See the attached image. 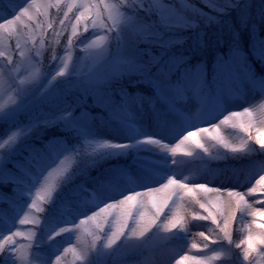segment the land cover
I'll return each mask as SVG.
<instances>
[{"label":"trees","instance_id":"obj_1","mask_svg":"<svg viewBox=\"0 0 264 264\" xmlns=\"http://www.w3.org/2000/svg\"><path fill=\"white\" fill-rule=\"evenodd\" d=\"M51 2L55 4V0H36L37 7L43 3ZM74 2L77 7H74L71 12L68 13V19H65L63 13L67 11V4ZM83 0H61V7L57 9L55 6L47 9V15H43L45 9L39 8L40 14L36 16L35 20L29 22L24 20V26L18 35H13L11 38L4 36L0 38V51L5 52L4 57H0V104L9 106L13 101H18L19 97L16 95L17 86L21 87L20 81L23 79L27 83L32 84L35 81H40L38 86L27 95L26 99L39 97L41 90L48 85V90H52L55 85L69 84L73 85V90L67 95L61 94L48 98L47 102L39 103L33 102L26 106L24 111L21 112L18 119L15 122H9L8 124H0V137H6L10 130H13L17 126L31 128V131L24 136L16 144L14 150L10 153L7 148L3 150L2 169H0V180L5 183L0 184V199L5 203H0V209L8 208L9 204L13 201H18L24 205L23 211L19 213V216L15 219V227L12 231H19L21 236L17 237V259L16 264H38L37 261L31 260V249L26 246L29 241L27 234L30 230L36 231L38 235L41 234V228L32 224L33 218H39L44 221L48 215L49 210H56L59 212L62 208L67 206L71 207L74 211L77 209V205H83L80 201L82 196H89L87 191H80L75 197L70 196L71 188L78 183V181L84 177L93 176L94 174H101L102 171L108 169H130V160L136 151V147L127 150V154L123 156H115L109 159L98 161L95 166H89V155H95L97 150L109 151L107 149L99 148L105 138H107L108 132L125 133L124 129L109 120V114L103 112L100 107H93L92 95L83 91L86 82L95 77L96 73L106 66L109 61L119 58H127L129 55V49L126 46V41L135 37V32L140 30L145 25H149L152 21L158 20V5L154 4V0H89L91 4L97 5L99 16L89 15L86 22H81L77 25L76 35H72V23H75V15L78 14V6ZM18 7H23L25 4L23 0H15ZM165 3L172 5L169 12L172 14L173 19L178 14L187 15L195 22V27L180 31L176 33V36L182 38L181 43H177L172 49L171 53L180 54L183 53L189 57L188 63L190 65H201L206 69V76L209 83V89L220 88L219 83L226 78L223 76L221 79L214 80L213 72L214 66L217 63L218 56H226L228 52V46L232 42L233 34L236 33L240 46L247 51L249 48L250 40L249 29L241 27L238 16L241 13V9H235L228 15H219L216 12L211 11L209 7V0H165ZM214 4L223 5L224 0H213ZM240 3L244 5L243 12L248 18L249 27L255 26L258 34L264 37V0H240ZM105 5H115L114 9H111L113 16H109V10ZM4 5H0L2 9ZM17 7V10H18ZM203 12L205 15L201 17L197 13ZM119 13V15H117ZM211 16L213 19L208 20ZM5 18H11V14H5ZM131 19L136 23V29H129L124 21ZM65 19V24L60 25L59 21ZM95 19L96 24L93 27L92 21ZM115 20V23H114ZM2 22V21H0ZM41 24L43 28V46L40 45L41 28L37 27V24ZM47 23H52V28H47ZM87 23L88 31L84 30V24ZM125 29L123 32L120 29ZM118 34L123 38L124 43L117 47ZM168 36V33H165ZM201 36L203 37L201 39ZM69 37H71L73 44L67 43ZM20 43L21 50L26 52L27 58L22 60L19 56V50L16 49V44ZM147 44H138L137 53L140 49L147 48ZM39 49L41 56L39 59L35 57L36 50ZM152 52L155 55H159L160 49L153 47ZM170 53V54H171ZM55 54L59 59V62L52 61L51 57ZM12 56V61L9 62L7 56ZM65 59L68 61L69 71L75 70L77 75L65 77H57L49 85V81L55 75V72L63 66ZM143 59H147L145 56ZM85 73L86 80L81 75ZM88 75V76H87ZM250 77H255L257 80L260 77H264V64L256 61H251ZM139 77L135 74H127L122 77H118L113 80L108 87L101 85L102 91H111L116 93L118 89L124 88L129 94H136L137 92L150 96L152 95V89L145 84H135ZM76 85H79L76 87ZM35 91L36 94H33ZM181 91L170 99H177ZM83 97V98H81ZM25 99V100H26ZM113 99L118 101L120 99L118 94L113 95ZM184 100L175 103H183ZM80 104L93 113V115H99L100 119L93 123L94 137H89L86 141L74 136L73 134L66 132L60 125L55 123L45 126L43 120L45 117L54 116L56 113L62 111L67 105ZM170 103L156 104L157 112H151L149 114H142L145 111V107H149L147 104L143 106V109H132V121L139 124L142 128L146 126L148 120L154 124L161 126L172 109L169 107ZM253 115L257 119V123L260 126L261 131L264 130V99L252 108ZM79 113V108L77 109ZM248 115H242L241 120L244 125L248 126V131L245 132L243 141H247L252 145L256 151L252 152H232L228 151L225 156L226 160L217 162L215 156L210 154L211 161L210 172L215 174L218 169H224L226 163H232L235 165L236 176L233 188L230 190H236L246 192L249 187L255 183V179L260 174H264V150H260V146L255 143V137L259 136L260 139H264V133H257L252 131V117ZM131 121V122H132ZM234 124L238 126L239 122L237 117L229 116L226 121V126ZM123 131V132H122ZM251 137V138H250ZM54 138H59L69 145L76 144L80 148V152L83 153L77 163L73 156L69 153H65L60 157L63 163L58 160L55 164L45 169V171L37 178L35 168L29 169L25 164V161L29 157L32 149H42L49 141H53ZM96 142L97 145L92 147L90 142ZM116 142L110 143H129L121 142L120 139ZM108 142V141H107ZM239 145H233V147H240ZM194 159L199 157L197 148L191 151ZM10 159V162H9ZM256 161L257 167H259L260 173L255 174L254 178L248 179L250 174L252 162ZM25 165V169L30 171L31 175H24L21 170L14 167V165ZM57 169L61 173H67L74 178L66 185H60L58 183L57 190L52 193V201L44 198V193L41 191L44 178L48 176V173L52 169ZM55 175V173H54ZM34 181H38L33 183ZM107 183V182H105ZM22 184L24 187H17ZM96 185L94 184L92 189ZM30 189V193L27 191ZM108 190L113 193H119L121 190L113 184L108 185ZM24 191V199L20 198V193ZM227 192L223 195L224 199H227ZM118 195V199H122V196ZM123 195L128 193L123 192ZM29 196L31 198H29ZM204 197V193H201V199ZM208 200L214 199V194H208ZM33 200L36 201L37 207L44 209V211L38 212L36 208H29ZM246 200L251 205L250 209L241 214L237 212L235 219L229 221V232L231 236V243L228 239L220 234L215 225L211 224V221H202L193 219V213L190 215L189 222L186 224V228L189 230L187 236L181 233L180 236H172L171 233H159L156 235V230L147 234V246L140 243L138 247H131L130 242L118 241L117 247L112 250H103L95 255L90 256L91 264H176V261L181 256H187L182 264H194L191 257L200 256L205 258L207 264H264V245L256 244L249 252L248 260H244L243 250L247 247V243L240 244L242 240L247 239L249 233L254 237H257L260 232H264V188H259L258 191L247 196ZM112 200H106L108 203ZM161 198L158 197L154 203H159ZM101 203V207H103ZM151 208V204H149ZM194 213L199 215H206L203 209L199 208V205L193 204ZM180 215H185L184 210L180 208H172ZM98 207H90V211H87L81 215L75 217L74 224L79 225L82 217L91 216L93 212H98ZM27 212L26 217L28 223L24 225L19 224V219L25 218L24 213ZM230 213V209L225 211V215ZM164 214L169 216L172 214L169 207H165L164 213L161 215V220L164 218ZM62 219V218H61ZM111 219V217H109ZM100 222V217L96 218L95 222H88L80 225L79 228L74 229L71 237L68 234H62L56 237L55 244L59 245L58 251L51 256V259L55 261L56 255L61 256L60 264H86L82 259H79L80 249L88 246L93 241V231L95 224ZM60 227L72 228L73 224L61 223ZM58 230V229H57ZM107 230V226H105ZM174 232L176 230H173ZM199 232H204L206 236H209L208 248L203 246V240L198 236ZM5 235L9 234L7 231ZM102 238L105 233L103 231L98 232ZM2 239V237H0ZM143 239V238H141ZM45 245L47 248V236H44ZM216 243H212V241ZM199 245L197 248H193L192 244ZM240 244V247H236ZM19 245H24L21 248ZM97 247H100V242H97ZM68 248V252H64V249ZM50 250V249H49ZM215 252H220L218 258L212 259Z\"/></svg>","mask_w":264,"mask_h":264},{"label":"snow or ice","instance_id":"obj_2","mask_svg":"<svg viewBox=\"0 0 264 264\" xmlns=\"http://www.w3.org/2000/svg\"><path fill=\"white\" fill-rule=\"evenodd\" d=\"M190 2V0H188ZM25 6L18 7L15 0H0V5H4L0 9V38L7 36L11 38L13 35H18L24 26V20L32 22L35 20L36 16L40 14L39 8L43 7L45 12L43 15H47V9L55 6L57 9L61 7V0H55L53 5L51 2L43 3L37 7L36 0H23ZM154 4L158 5V20L152 21L151 24L145 25L140 30L135 32V37L126 41V46L129 49V55L127 58L113 59L108 62L106 66L101 68L95 75V77L89 79L83 91L92 95L93 97V107H100L103 112L109 114V120L117 123L121 129L126 130L129 133L128 139L130 141H135L133 143H110L103 142L99 145V148L107 149L109 151H99L97 150L95 155H89L88 164L89 166H95L98 161L109 159L115 156H123L127 154V150L136 147L138 151H148L152 149V145H161V141L154 139L151 136L145 137L144 140H136L135 137L140 135L137 131L135 125L131 122L132 109L138 108L143 109V106L147 104L153 112H157L156 104H168V100L178 94L181 90L185 93H195L196 95H206L209 91V83L206 76V69L201 65H190L188 63L189 57L185 56L183 53L176 54L171 53V49L177 44L182 42V38L176 36V33L191 29L195 27V22L189 18L187 15L178 14L175 19H173L172 14L169 9L172 5L165 3V0H154ZM18 7V10H17ZM77 5L74 2H69L67 4V11L63 13L65 19H68V13L73 10ZM209 7L211 11L216 12L219 15H228L231 11L235 9H241V13L238 16L239 23L241 27L249 29L250 40L252 41L249 45L247 51H245L239 44L236 33L233 34L232 42L228 46V52L226 56H218L217 63L214 66L213 79L218 80L223 76H227L228 80L231 81L236 78L237 75H243L245 81L248 80V75L251 72V61H256L264 64V37L258 34L255 26L249 27L248 18L243 12V7L240 0H224L223 5H217L213 3V0H209ZM106 9L109 10V16H113L111 9L115 8V5L108 6L105 5ZM11 14V18H5V14ZM93 15L99 16V11L97 10V5L91 4L89 0H83L78 6V14L75 15V23H72V35H76L77 25L81 22H86L88 16ZM119 15V13H117ZM203 17L205 14L203 12L197 13ZM65 19L59 21L60 25L65 24ZM213 18L208 17L211 21ZM115 23V20H114ZM93 27H95L96 21H92ZM124 24L129 29H136V23L130 18L124 21ZM38 28H41V39L40 45L43 46V28L41 24H37ZM52 23H47V28H52ZM84 30L88 31L87 23L84 24ZM125 29H120L123 32ZM168 33V36H165ZM203 37L201 36V39ZM67 43L69 45L73 44L71 37H69ZM124 43L123 38L118 34L117 36V47L119 48L121 44ZM147 44L148 47L140 49L137 53L136 49L138 44ZM156 47L160 49L159 55H155L152 52V48ZM16 49L19 50V56L22 60L26 59V52L21 50L20 43L17 42ZM171 53V54H170ZM5 52L0 51V57H4ZM41 52L39 49L35 52V57L39 59ZM147 59H143L144 57ZM7 59L9 62L12 61V56L8 55ZM59 59L55 54L51 57L52 61L59 62ZM77 75L75 70L69 71L68 61L65 62L55 75L52 80L49 81V85L52 81L56 80L57 77H65ZM127 74H135L139 77L135 84H145L152 89V95L145 96L139 92L136 94H129L126 89L120 88L116 93L111 91H102L100 86L104 85L108 87L111 82L118 77H122ZM24 81L21 80L20 84ZM251 83L253 86H259L260 89L264 90V77H260L258 80L252 77ZM79 85H76L78 87ZM73 85L65 90V95L73 90ZM18 90L16 95L19 97L18 101H13L9 106L0 104V124H8L9 122H15L22 111L25 109V99L27 98V90L17 86ZM48 85L41 90V94L37 98V102L45 103L48 100L47 93ZM118 94L120 99L115 101L113 95ZM224 96L223 89L219 90V95L217 99ZM83 98V97H81ZM79 108V113L77 109ZM157 115L159 113L157 112ZM242 115L251 116V112L248 108L243 110V113L232 112L231 117H240ZM212 116L210 111L204 112L203 117L205 119ZM183 119L181 115L179 117ZM100 119L99 115H93L91 111L83 107L80 104L67 105L62 111L56 113L54 116L45 117L43 123L45 126L48 124L55 123L60 125L62 129L66 132L73 134L74 136L81 138L82 140H87L89 137H94L95 133L93 131V123ZM229 119V116H225L221 124L225 123ZM213 129L217 128L218 125H211ZM239 128L243 131H248V126L244 124H239ZM31 131V128H25L21 126L15 127L10 130L6 137H0V169H2L3 161V150L7 148L11 153L16 144L26 136ZM200 134V138L198 137ZM210 136L209 128H196L195 131H187L184 134L179 143L171 148V152L175 155L177 148L185 142H189L193 148L203 149L205 152L208 149L202 143V139L205 136ZM195 138V139H193ZM251 138V137H250ZM211 139L218 140V137H211ZM223 147L228 148L230 151L236 152H252L256 149L247 143V141H242L240 147H233L222 140H218ZM255 143L260 146V150H264V139H260L259 136L255 137ZM141 145H144L141 149ZM162 147H168L167 145H161ZM65 153H69L78 163L80 157L84 155L80 152V148L76 144L69 145L67 142L62 141L59 138H54L53 141H49L42 149H32L29 157L25 161V164L29 169L35 168L37 178L42 175V173L55 164L60 157ZM187 155H192V152H187ZM138 167L145 172H151L153 167H165L167 157L162 161H154L146 157H137ZM10 162V159H9ZM175 163V161H172ZM62 164L63 161L60 160ZM17 169L21 170L24 175H31L30 171L25 169V165L17 164L14 165ZM55 173V175H54ZM124 175L123 169H108L101 172L100 176L96 179V187L93 189L94 199L89 202L93 206L98 207V212H93L91 216H85L84 220H80L79 225H75L72 219H67L66 217L61 219L64 215L63 213L57 214L56 210H49L48 217L41 221L39 218H33L32 224L36 227L41 228V234L38 235L36 231L30 230L27 234V239L29 241L26 246L31 249V260L37 261L38 264H60L61 256L56 255L55 261L51 259V256L55 254L59 249V245L55 244L56 237L62 234H68L69 238L73 233L74 229L79 228L80 225L85 223V220L92 223L96 221L97 217H100V222L95 224V229L92 233L93 241L90 245L82 247L80 249L79 259H82L86 264H91L90 256L95 255L103 250H112L117 247L118 241L130 242L131 247H138L140 243L147 246V234L152 232L153 229L156 230V235L159 233H171L172 236H180L184 233L185 236L188 235L189 230L186 228L187 219L186 215H180L172 209V205H177V198L182 199L181 194L192 196L194 192L204 193V197L197 199L192 196L190 203L199 205L200 209H203L206 215H199L198 213H193V219L202 221H211L212 225H215V229L218 230L220 234H223L225 239H228L231 243V236L229 232V221L230 219H235L237 212L241 214L247 212L251 205L246 200V197L257 192L259 188H264V174H260L255 183L247 189L246 192L227 190V199L223 197V191L221 188H210L207 184H193L184 183L181 180L175 178L174 175H170L167 178L166 183L162 184L159 188H147L144 193L131 191L128 195H123L126 190L121 188L119 193H113L108 190V185L116 184ZM255 174H250L248 179L254 178ZM74 177L67 173H61L57 169H52L48 173V176L44 178V183L41 191L44 193V198L52 201V193L57 190L58 183L60 185H66L72 181ZM139 181L146 184L152 180L151 176L141 175L137 178ZM38 182L34 181L33 183ZM107 182V183H105ZM3 180H0V184H4ZM17 187L23 188L22 184L17 185ZM167 190V191H165ZM30 193V189L27 190ZM80 191H86L83 185H78L72 189L70 196L75 197ZM164 195L159 203L152 202V193H161ZM214 194L213 200H208V194ZM119 194L122 199L116 200L114 196ZM25 192L20 193V198L24 199ZM144 197H149V199H144ZM29 198H31L29 196ZM139 198V199H138ZM106 200H112L111 203H105ZM171 201V205L169 204ZM0 203H5L0 199ZM103 203V207L99 205ZM151 204V208H149ZM165 207H169L171 215L164 214L163 220H161V215L164 213ZM29 208H36L38 212L44 211V209L38 208L36 201L33 200ZM24 205L20 204L18 201H13L9 204L8 208L0 209V264H16L17 259V237L21 236L22 233L17 229L12 231L15 227V219L19 216V213L23 211ZM230 209V213L225 215V211ZM90 208L87 204L77 205V209L72 213L73 216L81 215ZM28 213L25 212V218L19 219V224L24 225L28 223L26 217ZM111 217V219H109ZM61 223L73 224L72 228L60 227ZM107 226V230H105ZM58 229V230H57ZM173 230H176L175 232ZM7 231L9 234L5 235L4 232ZM103 231L105 233L104 238L98 235V232ZM44 236H47V248L43 247L45 245ZM198 236L203 240V246L208 248L209 236H206L204 232H199ZM143 238V239H141ZM97 242H100V247H97ZM216 243V241H212ZM247 243V247L243 250L244 260H248L249 252L253 249L254 245H264V232H260L257 237H254L249 233L246 241L242 240L240 244ZM237 244L236 247H240ZM23 248L24 245H19ZM193 248L199 247L196 243L192 244ZM50 249V250H49ZM69 249L65 248L64 252H68ZM222 253L215 252L212 259L218 258ZM187 256H181L176 264H182ZM194 264H207L205 258L200 256L191 257ZM30 264V262H29Z\"/></svg>","mask_w":264,"mask_h":264},{"label":"rangeland","instance_id":"obj_3","mask_svg":"<svg viewBox=\"0 0 264 264\" xmlns=\"http://www.w3.org/2000/svg\"><path fill=\"white\" fill-rule=\"evenodd\" d=\"M82 78L86 80L85 73L81 75ZM88 76V75H87ZM224 81L222 80L219 83L220 88L209 89L206 95H196L195 93H185L183 92L177 100L180 101L186 97L188 99L184 104H172V111L169 113V116L165 120L164 124L160 127L157 124L152 122H147V127L141 129L138 124H134L137 131L140 135L135 137L136 140H144L145 137L151 136L154 139L161 141V145H167L168 147H162L161 145H152L151 151H138L136 149L134 157H132L131 169L124 170V175L115 185L119 188L126 189V192L136 191L144 193L147 191V188H159L162 184L166 183L168 176L174 175L176 179L181 180L184 183L190 185L193 184H207L210 188H221L223 195L229 190L235 180V169L234 165L226 163L224 170L218 169L214 178L211 177L210 167L211 161H213L210 154L215 156V161L220 162L226 160L225 156L228 154L229 149L223 147L218 140H222L229 145H239L244 139L245 131H243L238 126L234 124H229L226 126V122L221 124V121L224 120L225 116H230L232 112L243 113L245 108H248L250 111L253 106L259 104L264 99V90L260 89L259 86H253L251 83L252 77L248 75L247 82L243 75H237L235 79L229 81L227 76ZM23 80V79H21ZM40 81H35L32 84L27 83L24 80V83L21 84V88H25L27 93H31L36 86H38ZM52 90H48V98L54 97L56 95L65 94V90L69 87V84H60L55 85ZM223 89L224 96L217 99L219 95V90ZM183 91V90H182ZM33 94H36L35 91ZM38 97L32 98L31 100H25V107L30 105L33 102H36ZM174 101V100H172ZM189 101V102H188ZM150 107H145V111L142 114H149L151 112ZM210 111L212 116L205 119L203 113ZM183 116V119H180V116ZM239 124H243L241 116L237 117ZM238 124V125H239ZM211 125H218L217 128L213 129ZM251 129L257 133H264L259 130V125L255 121H252ZM196 128H209L210 136H205L202 139L205 147L208 149L205 152L203 149H198L199 157L193 159L191 156L187 155V152H191L194 148L190 145L189 142L181 144L175 155L172 154L171 148L176 146L181 137L186 134L187 131H195ZM123 132V131H122ZM129 133L125 130V133H114L108 132L106 141L116 142V138L120 139L122 142H132L135 144V141H130L128 139ZM211 137H218V140L211 139ZM200 138V134L198 137ZM195 139V138H193ZM91 146L94 147L97 145L96 142H90ZM141 149L145 147L144 145L140 146ZM146 157L154 161H162L167 157L165 167H153L151 172L142 171L138 164L141 161H138L137 157ZM175 161L173 163L172 161ZM261 170L257 167L256 161L252 162L250 172L254 174H259ZM141 175L151 176L152 180L144 184L139 181L137 178ZM100 175H94L89 179H83L81 183L88 187L95 184L96 179ZM213 178V180H212ZM167 191V190H165ZM202 192H194L192 196H195L197 199L201 196ZM164 195L161 193H152L151 199L152 202H155L158 197L162 198ZM182 199L177 198V205H172V208H180L184 210L186 215L187 223L189 221L190 215L194 213L193 204L190 203L192 196L181 194ZM139 199V198H138ZM144 199H149V197H144ZM93 201V197L90 199H84V204L91 206L89 202ZM171 205V201H169ZM73 212L65 210L63 212L64 216L67 219H74ZM64 217V218H65Z\"/></svg>","mask_w":264,"mask_h":264}]
</instances>
